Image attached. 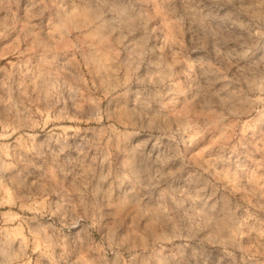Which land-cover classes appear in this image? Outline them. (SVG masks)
Returning a JSON list of instances; mask_svg holds the SVG:
<instances>
[{
    "label": "rangeland",
    "instance_id": "374dc122",
    "mask_svg": "<svg viewBox=\"0 0 264 264\" xmlns=\"http://www.w3.org/2000/svg\"><path fill=\"white\" fill-rule=\"evenodd\" d=\"M0 264H264V0H0Z\"/></svg>",
    "mask_w": 264,
    "mask_h": 264
}]
</instances>
